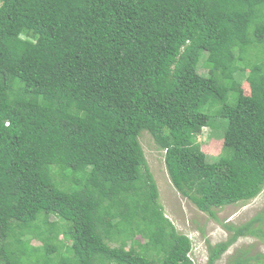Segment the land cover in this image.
Listing matches in <instances>:
<instances>
[{
    "label": "trees",
    "instance_id": "obj_1",
    "mask_svg": "<svg viewBox=\"0 0 264 264\" xmlns=\"http://www.w3.org/2000/svg\"><path fill=\"white\" fill-rule=\"evenodd\" d=\"M142 131L198 210L262 191L264 0H0V264H194ZM245 255L227 264H264Z\"/></svg>",
    "mask_w": 264,
    "mask_h": 264
},
{
    "label": "rangeland",
    "instance_id": "obj_2",
    "mask_svg": "<svg viewBox=\"0 0 264 264\" xmlns=\"http://www.w3.org/2000/svg\"><path fill=\"white\" fill-rule=\"evenodd\" d=\"M198 70L203 74L207 73L203 66H199ZM242 87L247 93L248 85L245 81ZM221 123V119L214 117L210 126L218 127ZM214 132L210 127H203L196 139L208 156L218 154L223 142ZM213 134L216 139L210 138ZM139 142L147 166L156 181L159 191L158 200L163 206L166 217L172 221L178 232L191 238L192 248L189 254L194 264H207L208 246L226 240L239 226L250 224L251 228L264 230V188L250 200L215 208L213 216L198 210L189 199L173 187L164 164V150L157 146L150 133L142 131ZM30 242L34 245L39 244L35 237L31 238ZM130 243L128 240L125 244L126 248ZM243 253L246 254L245 257L264 254V238L250 233L239 236L213 264H227L232 255ZM251 264L254 262L251 261Z\"/></svg>",
    "mask_w": 264,
    "mask_h": 264
}]
</instances>
